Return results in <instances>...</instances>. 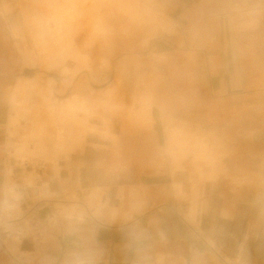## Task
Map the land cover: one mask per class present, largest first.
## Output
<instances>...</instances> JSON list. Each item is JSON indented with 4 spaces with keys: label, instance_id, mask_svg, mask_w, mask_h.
<instances>
[{
    "label": "crops",
    "instance_id": "crops-1",
    "mask_svg": "<svg viewBox=\"0 0 264 264\" xmlns=\"http://www.w3.org/2000/svg\"><path fill=\"white\" fill-rule=\"evenodd\" d=\"M38 1L45 27L28 33ZM63 1L0 0V200L18 89L39 74L50 79L38 65L48 20L76 10L65 38L84 30L88 46L103 35L94 11L112 3L133 20L142 9L156 31L117 68L103 46L110 71L103 96L82 117L80 146L38 168L37 184L52 197L34 213H52V222L34 244H3L0 234V264H70L74 253L82 254L79 264H264V0ZM74 96L51 107L70 113ZM211 158L217 169L194 164ZM222 175L243 182L228 190ZM32 189L20 190L26 206ZM73 191L79 200H63Z\"/></svg>",
    "mask_w": 264,
    "mask_h": 264
},
{
    "label": "rangeland",
    "instance_id": "rangeland-1",
    "mask_svg": "<svg viewBox=\"0 0 264 264\" xmlns=\"http://www.w3.org/2000/svg\"><path fill=\"white\" fill-rule=\"evenodd\" d=\"M66 2L67 0H64L62 5ZM130 2L128 0L129 4ZM138 11L142 18L135 21L112 3L100 4L94 12L101 20L100 25L104 33L98 35L90 45L84 46L82 30H78L79 32L71 39L65 38L69 35V30L56 43L47 42L45 50L41 52L42 64L38 65L49 71L45 73V76L53 74L57 79L49 76L48 80L39 74L23 85L22 90L18 89L15 101L17 113L10 125L11 134L8 132L6 137L7 168L15 169L14 173H16L26 172L30 169L29 165L38 164L40 161L55 164L59 157H68L80 146L84 135V127L80 126L82 117L90 109L95 108L97 100L103 96L101 82L110 71V65L111 68H117L123 60L135 59L134 55L147 43L146 38L156 31L157 25L153 23V19L147 17L142 9ZM46 13L44 4L38 1L34 11L30 10L26 17L29 32L35 31L38 26L45 27L43 19ZM67 28L65 26L64 31ZM144 29H147L149 33ZM44 34L49 41H52L55 36L53 30L51 32L47 26L42 35ZM104 45L112 50L108 66L103 63L105 55L109 54L103 51ZM33 71L32 77L38 69ZM74 71L77 72L72 76ZM35 80L38 82L37 86L30 88L32 85L30 82ZM65 90L67 91L62 94ZM73 95L76 96V103L70 113L51 107L54 100L63 101ZM98 111L105 119H107L106 116L111 117L102 107H98ZM189 140H191L189 146L196 150V144L192 143V139ZM196 160L194 159L195 165H207L215 169L219 167L218 161L213 158L202 159L199 161L201 163H196ZM8 172L7 178L11 175L9 170ZM21 173L15 174L16 177H19ZM237 175L241 177L240 173ZM231 177L232 179H228L229 176H221L223 179H228H226L227 189L236 191L238 189L236 185H240L243 180L234 179L232 175ZM8 183H10L9 179L6 180V184ZM72 195L79 200L75 191L67 194L63 200H69ZM51 197L52 195L43 185L39 198L51 199ZM94 198H98L97 194L91 195L85 203L88 210H91L95 204ZM95 208L98 209V206ZM81 213L83 214L84 211Z\"/></svg>",
    "mask_w": 264,
    "mask_h": 264
},
{
    "label": "bare ground",
    "instance_id": "bare-ground-1",
    "mask_svg": "<svg viewBox=\"0 0 264 264\" xmlns=\"http://www.w3.org/2000/svg\"><path fill=\"white\" fill-rule=\"evenodd\" d=\"M95 1V0H94ZM112 1V0H111ZM118 1V0H117ZM120 1V0H119ZM122 1V0H121ZM82 2V1H81ZM100 2V0H99ZM106 2V1H105ZM123 2V1H122ZM108 3V2H106ZM117 3V2H116ZM137 4V3H135ZM120 5V4H119ZM117 5V6H119ZM122 5V4H121ZM145 6V5H144ZM94 7H96L94 5ZM142 7V6H141ZM140 7V8H141ZM150 8V7H149ZM58 9V8H57ZM55 9V11L57 10ZM118 9V8H117ZM119 9H120V6H119ZM134 9V8H133ZM132 9V10H133ZM154 9V8H153ZM125 10V9H124ZM135 10V9H134ZM149 10V9H148ZM150 11V10H149ZM54 12V11H53ZM52 12V13H53ZM134 12V11H133ZM75 13H77L76 10L74 9H70V10H64V11H61V16H60V19H56L54 17H51L48 22H47V27L48 29L52 32H54V37L52 39V41H49V40H46V36L45 34L41 36V41H40V44H47V42H53V43H56L59 39L63 38L64 34L66 31H69V29L71 28V25L70 23L67 21L69 17L73 16ZM85 15H88V14H85ZM95 15V14H94ZM134 15V14H133ZM53 16V15H52ZM138 17V15H135ZM155 16V15H154ZM93 17V16H92ZM96 17V16H95ZM159 17V16H158ZM85 18V17H84ZM87 18V17H86ZM85 18V19H86ZM151 18V17H149ZM156 18V17H155ZM92 19V18H91ZM97 19V17H96ZM153 19V18H151ZM93 20V19H92ZM91 20V21H92ZM95 20V19H94ZM137 20V19H135ZM141 20V19H140ZM155 23V21H154ZM159 23V21H158ZM96 25V24H95ZM157 25V24H156ZM68 27L65 31H64V27ZM77 26V25H76ZM90 26V25H89ZM75 28V27H74ZM90 28V27H89ZM95 26L92 25L91 26V30H94ZM42 30V29H41ZM77 31V30H76ZM84 31V30H83ZM95 31V30H94ZM102 31V30H100ZM49 32V31H48ZM99 32V31H97ZM104 31H102V34H103ZM31 33V32H29ZM77 33V32H76ZM96 33V32H95ZM39 34V33H38ZM70 34V33H69ZM93 34V33H92ZM99 34V33H98ZM34 35V34H33ZM90 35V34H89ZM97 36V35H95ZM94 37V36H93ZM91 38V37H89ZM88 38V39H89ZM68 40V39H67ZM92 40V39H91ZM87 44L89 45V43L87 42ZM86 45V44H85ZM50 48V47H49ZM39 52H42V51H39ZM27 54V53H26ZM30 54L33 55V57H37L38 55V47L36 44H31V50H30ZM74 75V74H73ZM37 86V85H36ZM21 88V87H20ZM22 89V88H21ZM74 96V95H73ZM75 98V96H74ZM75 100V99H74ZM60 103V102H59ZM61 104V103H60ZM70 104V103H69ZM62 105H60L61 107ZM55 107V106H54ZM71 109V108H70ZM73 110V109H72ZM7 155V154H6ZM35 159V158H34ZM30 166V169L27 170L26 172H22L20 174L19 177L15 178L13 176V170H11V175L10 177H4V182L6 184V180L9 179L10 181V188L9 187V184L7 187H3V191H2V196L4 198V201L2 202V204H8V203H11L12 204V207L14 208V211H15V214L17 216H20L22 214V209L20 208V204L18 202V200L22 197V193L20 191L17 190L18 187H29V188H33L36 190V194H35V197H31L30 200L32 201V204H27V207L28 209H31L32 207H40L41 205H44L46 203H50L51 201H47L46 199H43V198H39L40 196V190L42 189V186H43V183L42 184H37V182L40 180V176H39V173H38V168L40 169H45L46 166H47V163H44L42 161H40L38 164H35V165H29ZM34 174V176H33ZM46 184V183H45ZM45 188L47 187L46 185H44ZM15 201V202H14ZM38 202H41V203H38ZM55 203H60V202H53V205L55 206ZM54 215L57 214V212L54 210ZM13 245L15 246H18L17 243H14Z\"/></svg>",
    "mask_w": 264,
    "mask_h": 264
},
{
    "label": "built area",
    "instance_id": "built-area-1",
    "mask_svg": "<svg viewBox=\"0 0 264 264\" xmlns=\"http://www.w3.org/2000/svg\"><path fill=\"white\" fill-rule=\"evenodd\" d=\"M26 188L29 187H18L17 190L22 191ZM3 201L4 198L2 196L0 200V234L3 244L12 242L19 245L24 241L32 244L39 242L52 222V213L38 217L34 213L38 207L34 205L31 209H28L25 205V199L22 196L18 200L22 214L17 216L12 204H2Z\"/></svg>",
    "mask_w": 264,
    "mask_h": 264
},
{
    "label": "clouds",
    "instance_id": "clouds-1",
    "mask_svg": "<svg viewBox=\"0 0 264 264\" xmlns=\"http://www.w3.org/2000/svg\"><path fill=\"white\" fill-rule=\"evenodd\" d=\"M82 258V254L80 253H74L71 257L70 264H79V261Z\"/></svg>",
    "mask_w": 264,
    "mask_h": 264
},
{
    "label": "trees",
    "instance_id": "trees-1",
    "mask_svg": "<svg viewBox=\"0 0 264 264\" xmlns=\"http://www.w3.org/2000/svg\"><path fill=\"white\" fill-rule=\"evenodd\" d=\"M25 76L31 77L32 76V71H25ZM49 76L57 79V77L55 75H53V74H49Z\"/></svg>",
    "mask_w": 264,
    "mask_h": 264
}]
</instances>
